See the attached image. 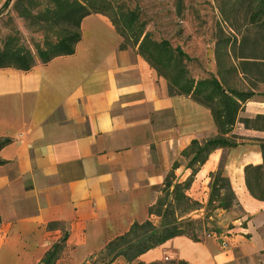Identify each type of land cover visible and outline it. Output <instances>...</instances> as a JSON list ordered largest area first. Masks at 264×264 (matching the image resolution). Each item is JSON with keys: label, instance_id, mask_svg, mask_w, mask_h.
Here are the masks:
<instances>
[{"label": "crops", "instance_id": "1", "mask_svg": "<svg viewBox=\"0 0 264 264\" xmlns=\"http://www.w3.org/2000/svg\"><path fill=\"white\" fill-rule=\"evenodd\" d=\"M71 56L30 71L0 69V264H38L67 235L57 264H86L136 223L150 221L166 177L192 174L182 153L218 136L210 109L171 95L167 81L138 53L122 49L110 19L81 24ZM264 90L246 102L234 127L238 146L214 151L187 195L205 211L212 173L222 171L236 201L217 209L220 226L199 241L175 237L140 256L144 264H264V200L246 167L262 166ZM178 166L174 169V166Z\"/></svg>", "mask_w": 264, "mask_h": 264}, {"label": "trees", "instance_id": "2", "mask_svg": "<svg viewBox=\"0 0 264 264\" xmlns=\"http://www.w3.org/2000/svg\"><path fill=\"white\" fill-rule=\"evenodd\" d=\"M226 6L230 9V13L235 14L241 6V1L229 0ZM247 6L251 10L249 24L257 30H264V0H249ZM15 10L20 18L29 22L30 26L39 27L47 34L53 32L54 38H46L43 47L37 48V53L20 47L17 44L18 39L14 36L0 39V69L30 71L36 65H46L57 57L74 55L76 46L82 39V21L90 15L100 14L110 19L117 33L122 37L121 48L137 49L142 58L167 81L171 95L191 97L210 109L218 129V136L204 142L198 140L192 142L191 146L182 153L188 161V168L192 171L191 176L183 183H174L176 178L174 171L170 172L166 177L162 195L172 189V202L166 204L161 197L158 203L150 208V215L166 219L163 230L158 232L151 221L136 223L128 233L111 241L105 250L114 253L121 249L116 257H124L129 264H144L137 262L143 254L175 237L190 236L182 226L174 224L169 217L176 210L188 214L202 207L199 201L189 197L186 192L214 151L238 146L237 137L233 135L234 127L240 121L239 114L243 105L256 96L254 89L243 91L231 87L228 79V75L233 74L237 69L228 62L229 51L236 47L237 38L219 37L216 44L219 78L196 81L187 68L189 57L180 48L174 49L168 41L153 39L151 33L146 32L144 27L138 24L137 12L113 7L107 0H45L44 2L16 0ZM223 14L225 16L228 13L223 11ZM262 66L257 65L258 72H261ZM243 122L246 126L258 127L254 124L264 123V116ZM11 142L9 138H0V151ZM262 149L264 156V145ZM2 164L4 162L0 159V165ZM177 166L178 164L174 169ZM246 177L251 194L257 199L264 200V163L258 167H246ZM210 178L212 181L208 207L218 203L215 209L229 210L236 201L230 181L222 171L212 173ZM164 206L167 209L162 212ZM190 237L194 241H199L198 238ZM66 241L67 235L54 243L38 264H57L65 250ZM179 264L189 263L180 261Z\"/></svg>", "mask_w": 264, "mask_h": 264}, {"label": "rangeland", "instance_id": "3", "mask_svg": "<svg viewBox=\"0 0 264 264\" xmlns=\"http://www.w3.org/2000/svg\"><path fill=\"white\" fill-rule=\"evenodd\" d=\"M107 1L113 7L137 12L138 24L143 26L146 32L151 33L153 39L165 40L174 49L180 48L189 57L187 68L196 81L219 78L216 44L219 37H236L237 45L228 54L230 65L237 67L233 74L228 75L231 87L243 91L254 89L256 94L264 90V30H257L249 24L251 13L247 6L249 0H240L241 6L235 14L230 13V9L226 6L229 0ZM15 3L16 0H0V39L14 36L18 39L17 44L20 47L37 53V48L43 47L46 38H54L53 32L47 34L39 27L30 26L28 21L18 16ZM223 11L228 14L224 16ZM257 65H263L261 72H258ZM254 126L264 128V123ZM172 191L171 189L162 195L166 204L172 202ZM217 205L218 203H215L212 207H207L205 219L198 217L202 207L188 214L176 210L169 218L174 224L182 226L190 236L198 238L202 231L211 233L219 229L221 212L215 209ZM166 209L167 207L164 206L162 212ZM150 221L158 232H161L166 224V219L156 215H153ZM119 251L121 249L117 252ZM117 252L104 250L90 258L86 264H129L124 257H116ZM179 262L166 260L153 264H179Z\"/></svg>", "mask_w": 264, "mask_h": 264}]
</instances>
